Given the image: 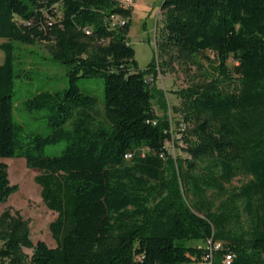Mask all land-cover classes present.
<instances>
[{
	"label": "trees",
	"instance_id": "1",
	"mask_svg": "<svg viewBox=\"0 0 264 264\" xmlns=\"http://www.w3.org/2000/svg\"><path fill=\"white\" fill-rule=\"evenodd\" d=\"M161 11L163 50L216 59L210 80L178 92L187 155L177 159L168 108L160 116L152 105L159 64L140 70L130 44L132 7L0 0V205L18 190L1 159L22 157L57 213L56 246L34 243L18 213H0L4 264H197L209 240L221 243L212 264L226 254L264 264V0H163ZM14 41L47 44L67 69V88L26 101L47 111V135L25 134L14 119ZM95 76L104 78L102 119L98 98L78 85ZM61 141L60 155L46 153ZM238 176L249 179L230 188Z\"/></svg>",
	"mask_w": 264,
	"mask_h": 264
},
{
	"label": "rangeland",
	"instance_id": "2",
	"mask_svg": "<svg viewBox=\"0 0 264 264\" xmlns=\"http://www.w3.org/2000/svg\"><path fill=\"white\" fill-rule=\"evenodd\" d=\"M124 5L132 7V17L129 28L130 44L136 51V60L140 70H145L153 58L159 64V73L156 85L152 88L154 98L153 109L156 114L163 115L168 108V115L172 123L171 129L178 139L170 140L168 146L174 158L185 157L182 149L184 144L180 139L179 124L184 111V101L178 93L191 85L211 79L214 73L213 66L216 59L213 53L192 58L190 61L174 58V51L163 50V15L161 5L163 0H119ZM6 39L0 38V44ZM15 46V79H14V119L23 125L25 134L39 133L47 135L51 127L44 109L29 111L26 101L40 91H61L67 88L70 80L65 65L56 60L49 46L42 42L25 45L14 41ZM4 51L0 49V64L4 62ZM209 57V59H208ZM78 85L82 92L96 96L99 101V119L104 116V78L95 76L81 77ZM192 125L190 124V128ZM66 147L61 141L46 148L48 155H60ZM1 161L8 164L9 180L17 185L18 190L9 199L0 205V213L10 210L18 213L27 221L31 238L34 243L44 240L50 246H56V241L50 231V223L57 217V213L50 210L41 196V186L35 177L40 171L28 167L25 158H5ZM248 177L238 176L231 187H238L248 181ZM216 198V193L209 192ZM219 203L220 199H216ZM200 244V243H198ZM2 243L0 242V248ZM24 251L31 256L32 250ZM0 264H4L0 260Z\"/></svg>",
	"mask_w": 264,
	"mask_h": 264
},
{
	"label": "built area",
	"instance_id": "3",
	"mask_svg": "<svg viewBox=\"0 0 264 264\" xmlns=\"http://www.w3.org/2000/svg\"><path fill=\"white\" fill-rule=\"evenodd\" d=\"M121 4H122L123 6H127V5H124L123 3H121ZM129 7H130V6H129ZM121 23L124 24L125 21L122 20ZM183 129H184V125H183ZM179 135H180V134H179ZM180 137H181V135H180ZM168 142H169V141H166L167 146H168ZM168 148H169V150H170L171 147L168 146ZM129 156H130V155H129ZM205 247H206V249H208V252H207V254L204 256L203 260H201V261L198 262L197 264H212V251H213V249H218V248H220V247H221V243H220V242H216V243H214L213 240H209V241L207 242V244H206ZM232 260H233V255H231V254H226L225 259H224V264H231Z\"/></svg>",
	"mask_w": 264,
	"mask_h": 264
}]
</instances>
